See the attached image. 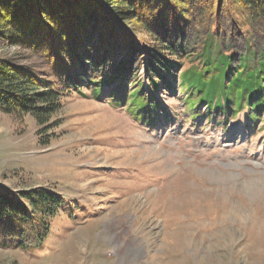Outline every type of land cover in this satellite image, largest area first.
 I'll use <instances>...</instances> for the list:
<instances>
[{"label":"rangeland","instance_id":"rangeland-1","mask_svg":"<svg viewBox=\"0 0 264 264\" xmlns=\"http://www.w3.org/2000/svg\"><path fill=\"white\" fill-rule=\"evenodd\" d=\"M0 58L52 80L17 42L0 38ZM178 72L152 124L107 87L66 93L46 130L0 112V190L69 202L41 249H0V264H264V107L191 116Z\"/></svg>","mask_w":264,"mask_h":264},{"label":"trees","instance_id":"trees-1","mask_svg":"<svg viewBox=\"0 0 264 264\" xmlns=\"http://www.w3.org/2000/svg\"><path fill=\"white\" fill-rule=\"evenodd\" d=\"M0 38L39 52L50 69L44 80L0 58V112L42 130L65 94L83 88L99 99L107 87L110 103L152 124L162 109L154 94L173 90L178 71L190 112L264 107V0H0ZM68 203L43 187L0 190V249H41Z\"/></svg>","mask_w":264,"mask_h":264}]
</instances>
